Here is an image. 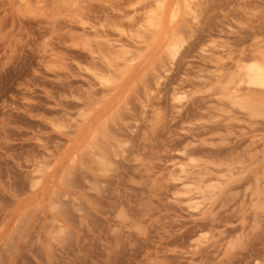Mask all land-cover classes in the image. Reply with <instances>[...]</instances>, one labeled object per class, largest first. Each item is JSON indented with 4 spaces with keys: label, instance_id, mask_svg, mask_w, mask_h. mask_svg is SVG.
Returning a JSON list of instances; mask_svg holds the SVG:
<instances>
[{
    "label": "rangeland",
    "instance_id": "rangeland-1",
    "mask_svg": "<svg viewBox=\"0 0 264 264\" xmlns=\"http://www.w3.org/2000/svg\"><path fill=\"white\" fill-rule=\"evenodd\" d=\"M253 66L264 0H0V264H264Z\"/></svg>",
    "mask_w": 264,
    "mask_h": 264
},
{
    "label": "bare ground",
    "instance_id": "bare-ground-1",
    "mask_svg": "<svg viewBox=\"0 0 264 264\" xmlns=\"http://www.w3.org/2000/svg\"><path fill=\"white\" fill-rule=\"evenodd\" d=\"M43 1H46V0H43ZM76 46L82 47L80 44H76ZM74 50L75 51H78L76 49H74ZM262 69L263 68L255 67V66H253V67L250 68V70H249L250 72L248 74H249V79L252 80L253 83H263V80H264V71Z\"/></svg>",
    "mask_w": 264,
    "mask_h": 264
}]
</instances>
